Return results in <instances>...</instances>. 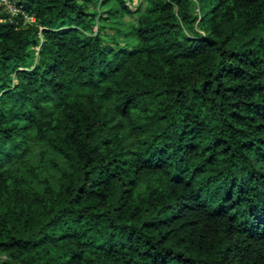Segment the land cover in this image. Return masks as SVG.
<instances>
[{"label": "trees", "instance_id": "1", "mask_svg": "<svg viewBox=\"0 0 264 264\" xmlns=\"http://www.w3.org/2000/svg\"><path fill=\"white\" fill-rule=\"evenodd\" d=\"M10 1L0 264H264V0Z\"/></svg>", "mask_w": 264, "mask_h": 264}, {"label": "rangeland", "instance_id": "2", "mask_svg": "<svg viewBox=\"0 0 264 264\" xmlns=\"http://www.w3.org/2000/svg\"><path fill=\"white\" fill-rule=\"evenodd\" d=\"M127 4H129V6L132 8V9H135L137 8L139 5L143 4L142 7L144 8L145 5H146V1L144 0H127ZM136 16L137 15H126L124 17V22H125V25L126 24H132L133 22L135 23L136 22ZM109 33L113 34L114 30L108 28L106 29ZM119 41L121 43H124V39L122 37H119Z\"/></svg>", "mask_w": 264, "mask_h": 264}, {"label": "built area", "instance_id": "3", "mask_svg": "<svg viewBox=\"0 0 264 264\" xmlns=\"http://www.w3.org/2000/svg\"><path fill=\"white\" fill-rule=\"evenodd\" d=\"M0 5H3L10 12H16L17 8L10 0H0ZM28 21H34L33 17H27Z\"/></svg>", "mask_w": 264, "mask_h": 264}]
</instances>
